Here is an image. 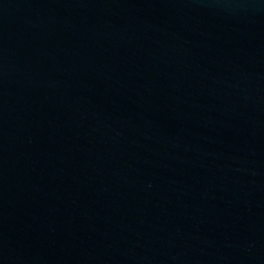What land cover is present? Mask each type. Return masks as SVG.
<instances>
[{
	"label": "water",
	"instance_id": "water-1",
	"mask_svg": "<svg viewBox=\"0 0 264 264\" xmlns=\"http://www.w3.org/2000/svg\"><path fill=\"white\" fill-rule=\"evenodd\" d=\"M0 264H264V0H0Z\"/></svg>",
	"mask_w": 264,
	"mask_h": 264
}]
</instances>
